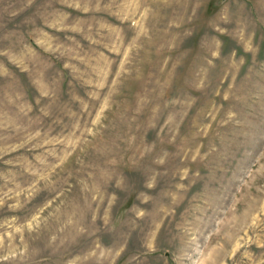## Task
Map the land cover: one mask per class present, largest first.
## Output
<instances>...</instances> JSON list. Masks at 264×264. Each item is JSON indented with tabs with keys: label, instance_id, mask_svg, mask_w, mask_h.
<instances>
[{
	"label": "rangeland",
	"instance_id": "374dc122",
	"mask_svg": "<svg viewBox=\"0 0 264 264\" xmlns=\"http://www.w3.org/2000/svg\"><path fill=\"white\" fill-rule=\"evenodd\" d=\"M0 264H264V0H0Z\"/></svg>",
	"mask_w": 264,
	"mask_h": 264
}]
</instances>
